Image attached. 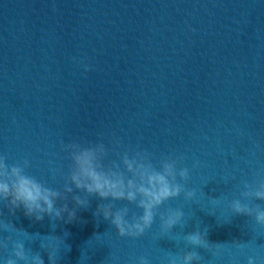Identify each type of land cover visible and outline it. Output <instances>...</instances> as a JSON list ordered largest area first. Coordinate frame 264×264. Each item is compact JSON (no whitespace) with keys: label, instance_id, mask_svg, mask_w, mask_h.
Listing matches in <instances>:
<instances>
[{"label":"water","instance_id":"1","mask_svg":"<svg viewBox=\"0 0 264 264\" xmlns=\"http://www.w3.org/2000/svg\"><path fill=\"white\" fill-rule=\"evenodd\" d=\"M73 142L105 144L108 160L125 151L156 165L172 158L203 199L162 208L183 207L185 220L158 240V221L134 240L83 211L65 226L68 264L107 230L118 264L140 256L165 264L182 255L186 233L205 227L212 242L247 241L243 252L232 249L239 264L248 256L264 264V227L228 209L264 173V0H0V155L59 186ZM210 195L224 203L207 204ZM0 209L7 213L4 202ZM10 219L28 231L49 227L19 211Z\"/></svg>","mask_w":264,"mask_h":264},{"label":"clouds","instance_id":"2","mask_svg":"<svg viewBox=\"0 0 264 264\" xmlns=\"http://www.w3.org/2000/svg\"><path fill=\"white\" fill-rule=\"evenodd\" d=\"M83 67L91 70L90 65ZM64 147L71 167L59 186L30 175L27 165H9L0 155V202L7 207V213L0 209V264H68L71 233L65 226L80 222L83 211H91L98 224L107 222L120 238L134 240L144 237L158 221V240L185 220L183 207H167L166 212H161L170 201L182 198L188 204L202 205L201 189L187 186L189 169H178L172 158L156 165L146 152L125 151L117 159L108 160V149L103 143L85 146L73 142ZM93 200L98 201L94 210ZM206 203L222 205L224 195H210ZM133 208L137 210L135 215ZM228 209L231 215L247 217L264 227V173L245 182L239 195L228 201ZM18 211L33 225L47 221L48 230L28 231L17 226L10 217ZM106 236L111 239L109 230L96 233L81 249L77 264H91L101 248L107 249L103 264H118ZM184 239L186 249L182 255H167L165 264H206L199 250L210 254L207 264H223L226 257L229 264H239L237 251L243 252L247 244L240 240L212 242L206 227L186 233ZM138 264L152 262L147 256H140ZM247 264H257V258L248 256Z\"/></svg>","mask_w":264,"mask_h":264}]
</instances>
